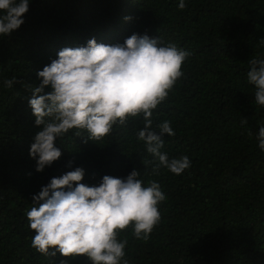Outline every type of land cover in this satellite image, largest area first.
<instances>
[{"label":"trees","instance_id":"obj_1","mask_svg":"<svg viewBox=\"0 0 264 264\" xmlns=\"http://www.w3.org/2000/svg\"><path fill=\"white\" fill-rule=\"evenodd\" d=\"M177 2L30 0L23 24L0 37V264H91L84 256L49 259L29 246L34 232L25 213L32 196L76 167L87 185L135 169L145 184L157 181L167 197L146 242L130 229L121 233L129 264H264V153L255 140L264 108L246 82L248 61L264 56L258 43L264 0H185L183 10ZM133 33L191 52L183 78L152 117L153 127L168 120L175 132L162 136L161 151L169 158L187 155L191 167L179 176L164 168L152 174L155 161L136 138L143 126L137 117L94 142L69 130L56 141L61 156L37 172L28 155L39 130L28 106L31 88L39 85L36 72L65 47L93 38L122 44Z\"/></svg>","mask_w":264,"mask_h":264},{"label":"clouds","instance_id":"obj_2","mask_svg":"<svg viewBox=\"0 0 264 264\" xmlns=\"http://www.w3.org/2000/svg\"><path fill=\"white\" fill-rule=\"evenodd\" d=\"M29 2L0 0V37L23 24ZM185 6V0H178L179 10ZM258 43L264 48V39ZM190 55L159 36L136 33L122 44L106 45L93 38L85 46L59 50L55 59L36 72L39 85L31 88L28 99L34 126L39 128L28 152L35 170L42 171L61 156L56 141L69 130L94 142L110 134L114 126L140 117L143 126L136 138L155 161L152 174L158 175L161 168L177 176L184 173L191 167L187 155L169 158L161 151L162 136L175 135L170 121L153 127L152 117L183 78L182 64ZM15 82L16 77L5 80L4 86L11 88ZM246 82L254 90L255 104L264 108V56L248 61ZM246 123L241 120L242 125ZM255 140L264 153V124L258 125ZM140 175L133 169L125 177L104 175L97 185H87L82 183L84 170L76 167L51 178L32 196L33 206L25 213L34 232L30 248L49 259L59 254L84 256L91 264H129L127 238L119 239L121 233L130 229L134 239L146 242L160 223L158 206L167 198L157 181L145 184Z\"/></svg>","mask_w":264,"mask_h":264}]
</instances>
